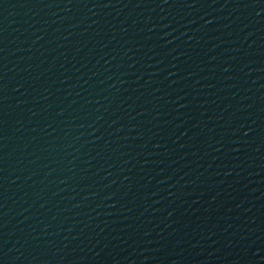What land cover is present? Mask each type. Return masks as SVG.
<instances>
[{"label": "water", "instance_id": "1", "mask_svg": "<svg viewBox=\"0 0 264 264\" xmlns=\"http://www.w3.org/2000/svg\"><path fill=\"white\" fill-rule=\"evenodd\" d=\"M0 264H264V0H0Z\"/></svg>", "mask_w": 264, "mask_h": 264}]
</instances>
